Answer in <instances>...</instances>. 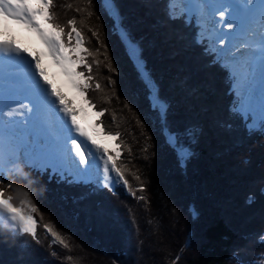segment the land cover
<instances>
[{
  "label": "trees",
  "instance_id": "16d2710c",
  "mask_svg": "<svg viewBox=\"0 0 264 264\" xmlns=\"http://www.w3.org/2000/svg\"><path fill=\"white\" fill-rule=\"evenodd\" d=\"M56 1L63 25L69 27L66 31H70L68 21L77 17L92 41L90 48L82 33L85 46L97 53L86 56L91 72L82 66L77 69L93 77L82 100L89 101L86 104L102 131L109 128L105 136L119 133L120 160L115 163L128 187L121 182L114 193L100 189L74 203L73 198L87 188L55 184L45 173L24 178L4 170L0 190L14 197L17 190L27 192L38 208L32 213L37 239L30 233L13 235L0 229V264H262L264 131L261 124L251 131L242 127L233 111L237 98L230 91L232 76L218 65L206 66L212 57L192 43L198 28L181 19L169 20L165 0H114L122 20L101 0ZM75 27L82 32L76 21ZM124 29L139 43L160 95L171 104L170 130L183 133L186 127L197 126L201 133L191 145L194 155L186 168L177 166L166 143L169 129L162 132L145 85L138 79L121 39ZM109 63L115 71H109ZM101 111L104 115L98 116ZM179 142L185 143V138L181 136ZM245 171L246 180L239 181ZM231 181L240 183L230 186ZM233 200L239 213L235 221L229 206ZM12 203L30 212L31 206H22L20 199ZM98 204L103 216L97 215Z\"/></svg>",
  "mask_w": 264,
  "mask_h": 264
},
{
  "label": "snow or ice",
  "instance_id": "6c2138e0",
  "mask_svg": "<svg viewBox=\"0 0 264 264\" xmlns=\"http://www.w3.org/2000/svg\"><path fill=\"white\" fill-rule=\"evenodd\" d=\"M101 3L103 7L114 10L117 20H122L115 11L114 0H101ZM52 7L53 0H0V37H4L0 39V80L17 97L16 103L7 105L0 113V175L7 168L4 162L7 149L8 164L23 162L27 157L33 160V170L38 174L44 172L50 180L55 179L57 183L87 188V192L73 198L76 203L88 199L101 188L114 193L115 185L121 182L127 188L128 180L115 163L120 153L117 152L114 157L108 149L101 150L91 140L77 124L76 117L80 110L66 102L65 96L52 86L42 67V56L50 57L69 84L80 96L85 97V89L90 87L88 81L93 77H86L77 69L82 66L91 72L86 56L95 57L97 53L85 46L82 32L75 27V20L68 21V32L54 22ZM164 7L168 19L173 21L184 20L185 13H200L207 27L205 32L193 36L192 43L202 46L203 54L212 57L206 66L218 65L222 70L230 71L237 79L240 91L237 101L233 103L236 114L248 118L257 102L259 103L260 124L264 131V0H247L246 3L225 6L221 10H211L212 6L205 0H165ZM177 8L180 10L179 15ZM10 24L35 34L44 51L34 55L27 47H17L16 39L7 35ZM92 35L95 37L98 33L93 31ZM121 39L126 42L127 54L134 64L138 79L145 85L147 98L157 113L162 132L169 129L166 143L176 155L177 166L186 168L194 155L191 145L201 133L197 126L186 127L183 133L170 130L168 113L171 104L160 95L158 84L142 57L139 43L132 39L127 29L122 30ZM205 40H210V46L205 44ZM217 44L220 45L219 48L216 47ZM108 69L115 71L111 63L108 64ZM109 82L115 83L111 80ZM96 87L100 88V85L97 84ZM85 103L89 101L85 99ZM97 115L103 116L104 112H98ZM5 116L8 117L7 120ZM69 119L70 127L67 123ZM118 136L119 133L113 138ZM181 136L185 138V143L179 142ZM88 142L93 145L92 149L87 147ZM16 170L19 171V168ZM139 190L143 192L144 188ZM14 199H20L22 206L30 205V212L24 211L23 207H16L12 203ZM37 211L38 208L28 199L27 192L17 190L14 197L0 190V216L14 223L19 221V231L22 234H32L34 240L37 239L36 222L32 213ZM103 214V208L98 204L97 215ZM46 230L54 239H60L51 228L46 226ZM60 243H63L62 239Z\"/></svg>",
  "mask_w": 264,
  "mask_h": 264
},
{
  "label": "rangeland",
  "instance_id": "374dc122",
  "mask_svg": "<svg viewBox=\"0 0 264 264\" xmlns=\"http://www.w3.org/2000/svg\"><path fill=\"white\" fill-rule=\"evenodd\" d=\"M240 1H242L243 3H246L247 2V0H240ZM205 2L206 3H208L209 5H211L212 6V9L211 10H217L216 9V5H217V0H205ZM214 3H216V4H214ZM218 3H220V2H218ZM221 4V3H220ZM108 9V11H110L111 12V10L113 11V9H110V8H107ZM178 9V12H177V15L178 14H180V10H179V8H177ZM51 11H52V13L54 14V16H55V23H57V24H59V25H61V26H64L65 24V22H64V20L62 19V14H60V12H62V10L59 8V5H58V3H57V1L56 0H53V7H52V9H51ZM177 11V10H176ZM188 14V16H191V17H193V19H194V25L195 26H197V25H200L198 28L199 29H195V33H194V35H199L200 33H202V32H205V29H206V27H207V24L205 23V21L200 17V13L198 12V11H194V12H191V13H187ZM186 14V15H187ZM217 19H218V14H217ZM65 21L67 22V18H65ZM75 21H76V24H77V26H78V28L80 29V30H82L81 28H80V25H78V19H77V17H75ZM64 24V25H63ZM9 27L11 28V29H14V30H17L20 34H21V36L25 39V41L26 42H31V40H32V38H35L36 36H35V34H33V33H30V32H27V31H25L22 27H20V26H17V25H14V24H10L9 25ZM217 27H221V25H217ZM195 28H197V27H195ZM64 29H65V32H68V31H66L67 29H69V27H65L64 26ZM11 32V31H10ZM84 31L82 30V33H83ZM30 33V34H29ZM29 34V35H28ZM84 35H85V39H86V44L91 48V43H92V41H91V39L87 36V34H85V33H83ZM13 35H18V34H13ZM205 35H207V33H205ZM19 36V35H18ZM19 38H20V36H19ZM64 39H65V42L67 43V39H66V37H64ZM205 44L206 45H209L210 46V40H205ZM216 47L217 48H219L220 47V45L219 44H217L216 45ZM43 49H44V47H42ZM34 52L36 53V54H41L42 52L40 51V48L39 47H37V46H34ZM42 61H47V63L49 62V61H52L51 60V58L50 57H47V56H42ZM52 64H54L53 62H52ZM52 68H53V70H52V75H53V80L56 82V84H58L59 86H61L62 88H64L65 90H66V92L67 93H71L72 94V89H71V85L69 84V82H67V83H63L62 84V82H61V80H60V78L61 79H65V76L62 74V72H61V70L59 69V67L57 66V65H50ZM45 70H46V68H44ZM229 72V71H228ZM57 76V77H56ZM232 76V75H231ZM51 79H52V77H50V81H51ZM52 82V81H51ZM53 84V83H52ZM70 85V87L68 88V86ZM232 89H234L235 90V92L238 94V92L240 91V89H239V87H238V82H237V79L235 78V82L233 83V85H232ZM225 96L226 97H228V95L227 94H225ZM79 96H78V94H77V91H75V92H73V95H70L69 97H67V98H65L66 100H67V102H70L72 105H74L77 109H79L80 111H79V114H80V117L78 118V121H80L81 122V124H82V126H81V128H83L84 130H85V132L87 133V135L88 136H90L91 137V140H94V137H93V133H91V131L93 130V128H92V126H94V135H95V144L96 145H98L100 148H101V150H103V149H108V151H109V153L112 155V156H116L117 155V152H119V150H118V148H117V140L116 139H114V138H112V137H110V136H104V135H102V133H106V129H109V128H107V126L105 127V129H104V132L102 131V133H101V130H99V128H98V125H97V121H96V114L94 113V111L93 110H91V108H87V107H85V106H83V105H85V104H82L81 102L83 101L82 100V97L80 96V99L78 98ZM216 97V96H215ZM221 97H222V95H221ZM73 98H74V101H73ZM217 99H218V97H216L214 100L215 101H217ZM220 101V100H219ZM76 102H78V104H75ZM81 103V104H80ZM110 114H112V113H110ZM250 121H249V123H248V125H246L247 127H248V129L250 130L251 128H254V127H256V125L257 124H260V108H259V103L257 102V104L255 105V108H254V111L250 114ZM99 121H101V120H99ZM241 121L243 122L244 120L243 119H241ZM108 124H109V122H108ZM104 126V125H103ZM242 127H243V125H242ZM101 128V127H100ZM244 130V129H243ZM165 136H166V133H165ZM126 139V138H125ZM91 144V142H88V144H87V147H89V145ZM93 148V145H91V149ZM93 151H94V149H93ZM8 157V152H6L5 153V158H7ZM229 157H230V153H229ZM29 159V158H28ZM118 160H120V157L118 158V159H116V161H118ZM119 162V161H118ZM127 163V162H126ZM125 166H126V164H125ZM129 168V167H128ZM250 168H248L247 170H249ZM247 173H248V171H245V173H243V175H242V179H239V181L241 180V181H244V180H246V178H247ZM101 174H102V162H101ZM252 178V177H251ZM229 180V179H228ZM230 180H232L231 178H230ZM105 183H107V181H105ZM238 183H240V182H233V181H231L230 182V186H235L236 184H238ZM255 183H257V182H254V185H255ZM244 184V183H243ZM242 184V185H243ZM241 185V184H240ZM236 187V186H235ZM239 191V190H238ZM233 198H234V195H231ZM233 203H235V200H233V202H231L230 201V204H229V206L231 207V211H232V219L231 220H234L235 221V218L237 217V218H239L238 217V212H237V210L235 209V208H237V206H235V204H233ZM236 205H238V204H236ZM115 208H116V206H115ZM234 210V211H233ZM188 212H189V214H190V211L189 210H187ZM235 215H236V217H235ZM245 217H248L247 216V213H246V215H245ZM259 218H262L261 216H259ZM111 222H113V220H111ZM235 224L236 225H238V226H240V223L239 222H235ZM126 226H128V224H126ZM242 226V225H241ZM159 231V228L157 227L156 228V231ZM155 232V231H154ZM151 233H153V231H152V229H151ZM149 237H147L146 239H148ZM146 239H145V243H144V245H147L148 244V242H146ZM150 244V243H149ZM149 246V245H148ZM253 246H254V244H253ZM147 249H149V247L147 248ZM150 250V249H149ZM135 260V259H134ZM141 260V259H140ZM262 264H264V261L262 262Z\"/></svg>",
  "mask_w": 264,
  "mask_h": 264
},
{
  "label": "bare ground",
  "instance_id": "6f19581e",
  "mask_svg": "<svg viewBox=\"0 0 264 264\" xmlns=\"http://www.w3.org/2000/svg\"><path fill=\"white\" fill-rule=\"evenodd\" d=\"M220 2V3H218ZM254 2H260V0H254ZM217 5H216V9L217 10H221L223 7L225 6H232V5H235V1L234 0H217ZM214 3V4H216ZM8 37H12V32L8 31L7 33ZM4 37H0V39H3ZM1 95V93H0Z\"/></svg>",
  "mask_w": 264,
  "mask_h": 264
},
{
  "label": "water",
  "instance_id": "95a60500",
  "mask_svg": "<svg viewBox=\"0 0 264 264\" xmlns=\"http://www.w3.org/2000/svg\"><path fill=\"white\" fill-rule=\"evenodd\" d=\"M120 35V34H119Z\"/></svg>",
  "mask_w": 264,
  "mask_h": 264
}]
</instances>
